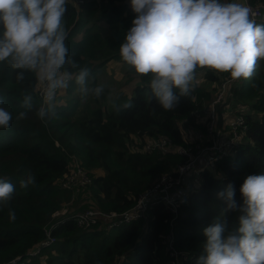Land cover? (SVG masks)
<instances>
[{
    "label": "trees",
    "instance_id": "1",
    "mask_svg": "<svg viewBox=\"0 0 264 264\" xmlns=\"http://www.w3.org/2000/svg\"><path fill=\"white\" fill-rule=\"evenodd\" d=\"M247 4L264 7V0H247ZM67 9L64 26L69 33V57L79 68L91 69L88 86L94 88L100 85L96 75L107 64L124 62L119 49L136 14L130 0H67ZM255 22L264 24L263 20ZM65 68L73 72V79L53 101L58 118L49 115L44 122L36 113L48 105L38 95L35 74L0 62V98L5 100L0 106L13 116L9 129L0 128V177L16 186L10 205L0 207V264H170L169 223L174 217L178 264H196L206 240L203 229L223 222L231 230L240 215L238 211L226 212V203L217 193L231 183L241 204L240 187L245 178L264 174V60L257 61L251 78L226 83L217 102L228 73L197 68L194 90L189 97H182L173 111L163 110L152 96L151 74L142 77L135 72L137 82L129 95L109 98L106 87L99 99L91 93L82 99L75 82L79 68ZM21 71L24 79L17 80ZM29 94L33 107L25 119H17L24 111L23 97ZM125 103L132 107L124 108ZM209 105L213 109L208 111ZM236 117H241L243 124L237 127L234 153L214 164L200 160L194 167L200 168L199 184L187 194L171 192L172 201L187 196L177 208V216L161 200L149 205L139 219L116 227L99 220L84 229L68 221L52 230L56 241L51 246L27 259L26 252L44 239L43 230L50 225L53 211L67 206L69 214L88 209L121 213L163 176L174 180L187 157L158 149L145 152L146 143L165 138L172 146L192 147L194 155L196 145L212 144L208 130L225 138ZM75 164L86 171L91 182L77 192L62 189L61 179ZM29 173L36 183L21 189L19 181ZM9 207L15 211L14 221L9 219ZM17 257L20 259L12 263Z\"/></svg>",
    "mask_w": 264,
    "mask_h": 264
},
{
    "label": "clouds",
    "instance_id": "2",
    "mask_svg": "<svg viewBox=\"0 0 264 264\" xmlns=\"http://www.w3.org/2000/svg\"><path fill=\"white\" fill-rule=\"evenodd\" d=\"M135 13L132 26L120 46L124 62L140 76H149L151 94L165 111H173L182 97L194 90L197 68L229 73L233 81L252 77L258 60H264V24L251 18V8L243 3L221 0H130ZM67 0H0V62L27 70L46 84L44 102L36 115L44 122L56 116L53 101L57 90H66L79 65L69 57L64 26ZM91 69L79 68L75 82L82 99L90 93L97 99L104 92L98 85L89 88ZM23 71L17 80H23ZM32 95L22 101L25 119L33 107ZM5 100L0 98V105ZM124 108H131L125 103ZM12 113L0 106V128L9 129ZM36 183L29 173L19 181L26 189ZM16 186L0 177V207H8ZM242 203L235 199L229 183L217 197L225 211H238L231 230L223 222L203 229L206 240L196 264H264V174L248 175L240 187ZM9 219L16 214L9 207Z\"/></svg>",
    "mask_w": 264,
    "mask_h": 264
},
{
    "label": "built area",
    "instance_id": "3",
    "mask_svg": "<svg viewBox=\"0 0 264 264\" xmlns=\"http://www.w3.org/2000/svg\"><path fill=\"white\" fill-rule=\"evenodd\" d=\"M75 4L80 2H74ZM246 6L251 8V18L255 21H264V7L262 5L249 6L246 0ZM226 83L228 79L221 83L219 93L215 99V102L219 101L224 93ZM38 95L44 99V92L46 89V84L39 82ZM231 123V122H230ZM243 124L241 117H236L231 123V134L228 132L227 137L220 139V137L214 136L210 130L208 133L212 136V144L208 147H200L196 145L195 154H192V147H178L172 146L165 138H154L150 142L146 143L143 146V151H150L152 149H158L164 154L168 152H177L179 155H184L187 157V160L184 164H181L177 168L178 176L173 180L170 176H163L161 180L156 182L151 188L146 189L142 194H140L135 203L127 210L116 213L109 212L103 213L99 210L88 209L80 213L69 214L67 206L62 207L61 209L55 210L51 213V223L48 227L44 228V239L41 240L36 247L32 250L26 252L27 259L35 257L39 252L51 246L55 241V237L52 235V230L58 226L64 224L68 221H73L77 227L88 229L92 225L96 224L99 220L106 222L107 227H116L122 224L130 223L133 220L139 219L145 213L149 205L156 204L157 202L163 200L168 204V208L175 213L177 216V208L183 205L187 199V196L184 199H179L177 201H172L170 198L173 188L180 186L183 179L186 178L187 174H190L194 171V167L200 160H205L206 165L214 164L219 158L227 157L230 154L234 153V145L239 138L237 132V127ZM211 127V126H209ZM211 129V128H210ZM203 155V156H202ZM91 182L90 177L87 175L86 171L79 165L75 164L74 168L69 171L60 181V187L62 189L79 191L80 188L84 187ZM174 217L169 225L171 227L168 247L169 255L171 256L170 264H178L179 256L178 252L174 249V233L172 230ZM186 255L183 254V259H186ZM20 257H17L15 261L19 260Z\"/></svg>",
    "mask_w": 264,
    "mask_h": 264
},
{
    "label": "rangeland",
    "instance_id": "4",
    "mask_svg": "<svg viewBox=\"0 0 264 264\" xmlns=\"http://www.w3.org/2000/svg\"><path fill=\"white\" fill-rule=\"evenodd\" d=\"M221 2L224 3L225 0H221ZM75 5L77 6V3ZM81 34H82V30H80V32L77 34V38H79ZM227 77H228V83L233 82V80L230 78L229 73ZM96 81L97 84L102 85L104 88L106 87L109 88L110 91L108 93V97L112 98L114 96H118L122 94L129 95L133 88L132 86L137 82V79H136L135 71L130 65H128L126 62L121 63L118 61H113L107 64L106 67L103 68V71H100L96 75ZM59 93L60 90H57V94ZM225 108H229V107L226 106ZM212 109H213L212 105H209L208 111ZM227 134L228 133H225L223 137H225ZM199 170L200 168H195L193 172V176L191 177V180L195 186L199 184L197 177Z\"/></svg>",
    "mask_w": 264,
    "mask_h": 264
},
{
    "label": "crops",
    "instance_id": "5",
    "mask_svg": "<svg viewBox=\"0 0 264 264\" xmlns=\"http://www.w3.org/2000/svg\"><path fill=\"white\" fill-rule=\"evenodd\" d=\"M231 2L246 4V0H231ZM187 137H189V136H187ZM192 174L193 173L187 174L186 178L183 179L184 181H182V184L179 187H177V188H175V189L172 190V194L177 193V192L178 193H185V194H187L188 191L195 186L193 184V182L191 181Z\"/></svg>",
    "mask_w": 264,
    "mask_h": 264
}]
</instances>
